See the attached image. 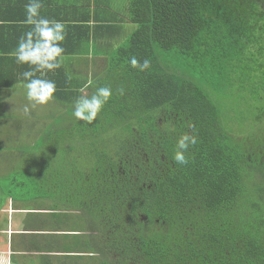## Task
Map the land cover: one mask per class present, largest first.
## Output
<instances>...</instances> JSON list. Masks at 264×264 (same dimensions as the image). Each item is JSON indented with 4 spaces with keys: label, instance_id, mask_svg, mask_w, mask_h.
<instances>
[{
    "label": "trees",
    "instance_id": "16d2710c",
    "mask_svg": "<svg viewBox=\"0 0 264 264\" xmlns=\"http://www.w3.org/2000/svg\"><path fill=\"white\" fill-rule=\"evenodd\" d=\"M130 17L90 80L49 78L66 126L32 189L80 209L98 264H264V0H131ZM102 86L111 99L79 121L75 101Z\"/></svg>",
    "mask_w": 264,
    "mask_h": 264
},
{
    "label": "crops",
    "instance_id": "0c3cea01",
    "mask_svg": "<svg viewBox=\"0 0 264 264\" xmlns=\"http://www.w3.org/2000/svg\"><path fill=\"white\" fill-rule=\"evenodd\" d=\"M28 2L0 0V154L8 139L20 138L14 130L25 137L14 149V159L0 163V264H98L91 241L96 232L80 209L62 205L56 195L35 191L30 183L21 187L29 172V107L25 111L29 101L21 74L29 65L18 64L13 53L30 29L24 23ZM42 4L41 15L63 21L67 30L61 45L65 49L62 66L45 74L37 72L42 78L57 74L60 81H67L71 77L74 86L90 80L134 28L131 0H42ZM9 80L12 84L1 86ZM17 91L23 94L16 96ZM16 98L24 101L17 102L15 110Z\"/></svg>",
    "mask_w": 264,
    "mask_h": 264
},
{
    "label": "clouds",
    "instance_id": "9594fccd",
    "mask_svg": "<svg viewBox=\"0 0 264 264\" xmlns=\"http://www.w3.org/2000/svg\"><path fill=\"white\" fill-rule=\"evenodd\" d=\"M24 7V23L30 26V29L20 37L13 55L18 64L29 65V70L21 74V83L26 89L27 100L33 106L46 105L53 99L56 84L36 74L37 72L45 74L62 66L65 49L61 45L66 39V25L63 21L50 20L41 15L42 0H29ZM130 64L132 68L141 72L151 67L150 59L140 62L135 56L131 58ZM121 93L123 94V90ZM112 95L109 87L102 86L97 88L90 97L80 96L74 104V116L85 124H92ZM25 111L28 109L26 108ZM195 144V135L188 133L181 135L176 143L174 162L179 165L187 164L188 159L185 153L190 145Z\"/></svg>",
    "mask_w": 264,
    "mask_h": 264
},
{
    "label": "rangeland",
    "instance_id": "374dc122",
    "mask_svg": "<svg viewBox=\"0 0 264 264\" xmlns=\"http://www.w3.org/2000/svg\"><path fill=\"white\" fill-rule=\"evenodd\" d=\"M88 92V88L83 89L82 95H86ZM20 94L23 93L20 91L15 92L16 96ZM9 96L11 99L13 98L12 94H10ZM23 101L19 98H16V105L15 107H13V109L16 110L18 108V103H21ZM27 107H29V161L26 166H29V168H31L35 165L43 164L48 168V161L54 160V154L58 155V153L52 151L53 147H50L48 144H46V142L48 141L46 137L52 130H61L65 128V122L67 119V107L65 105H62V103L59 104V100L57 98H53L46 105L33 106V104L29 102V104L26 105V108ZM14 134L19 135L20 138L14 140L13 138L8 139V144L4 148H2L3 151L0 154V159H3L0 160L1 164L3 162L5 163L4 159L8 160L7 162H11L15 156L14 149H16L21 144V142L25 140V137L21 138V134H23L21 133V131L14 130ZM61 148H63V145ZM29 175L30 173L27 171V175L25 176V179H27L26 185H21V187L27 188L29 186ZM11 233L12 231L10 230L8 235Z\"/></svg>",
    "mask_w": 264,
    "mask_h": 264
}]
</instances>
